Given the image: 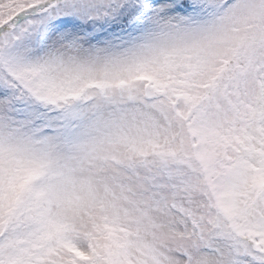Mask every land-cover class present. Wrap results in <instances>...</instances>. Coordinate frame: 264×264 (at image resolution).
<instances>
[{
    "label": "snow or ice",
    "instance_id": "obj_1",
    "mask_svg": "<svg viewBox=\"0 0 264 264\" xmlns=\"http://www.w3.org/2000/svg\"><path fill=\"white\" fill-rule=\"evenodd\" d=\"M0 264H264V0H0Z\"/></svg>",
    "mask_w": 264,
    "mask_h": 264
}]
</instances>
